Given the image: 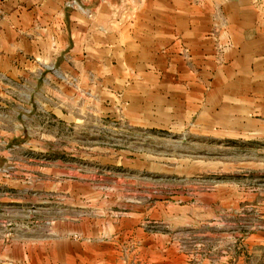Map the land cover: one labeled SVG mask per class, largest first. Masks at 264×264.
<instances>
[{"label":"rangeland","instance_id":"obj_1","mask_svg":"<svg viewBox=\"0 0 264 264\" xmlns=\"http://www.w3.org/2000/svg\"><path fill=\"white\" fill-rule=\"evenodd\" d=\"M208 41L0 80V264H264V35Z\"/></svg>","mask_w":264,"mask_h":264},{"label":"crops","instance_id":"obj_2","mask_svg":"<svg viewBox=\"0 0 264 264\" xmlns=\"http://www.w3.org/2000/svg\"><path fill=\"white\" fill-rule=\"evenodd\" d=\"M80 1L92 8L78 0H0V80L21 73L43 80L64 70L78 74L81 61L95 71L97 58L107 69L113 45L129 63L148 55L156 62L160 55L174 58L177 48L206 50L209 39H235L239 47L253 48L264 35V16L253 0L220 1L224 14L193 11L187 0H136L127 6L126 20L115 17L107 0ZM113 28L119 35L113 36ZM209 30L215 36L208 37Z\"/></svg>","mask_w":264,"mask_h":264}]
</instances>
